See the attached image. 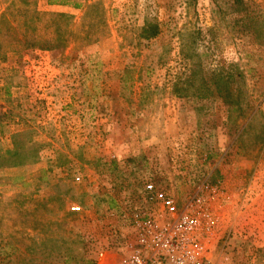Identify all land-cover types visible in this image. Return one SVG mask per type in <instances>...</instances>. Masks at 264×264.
<instances>
[{
  "label": "rangeland",
  "instance_id": "374dc122",
  "mask_svg": "<svg viewBox=\"0 0 264 264\" xmlns=\"http://www.w3.org/2000/svg\"><path fill=\"white\" fill-rule=\"evenodd\" d=\"M100 1L106 27L41 1L73 17L55 26L73 32L69 47L17 53L8 23L22 5L0 3V154L16 132L38 145L34 164L0 169V264H114L149 184L180 204L218 186L213 264H264V0ZM153 18L160 36L140 42ZM52 26L43 17L38 33L54 38ZM182 49L208 74L239 63L250 116L232 121L221 100L174 96Z\"/></svg>",
  "mask_w": 264,
  "mask_h": 264
},
{
  "label": "trees",
  "instance_id": "16d2710c",
  "mask_svg": "<svg viewBox=\"0 0 264 264\" xmlns=\"http://www.w3.org/2000/svg\"><path fill=\"white\" fill-rule=\"evenodd\" d=\"M43 1L44 6L50 7L55 5L70 6L76 10L84 9L83 20H87L89 16L96 13V18L103 27L108 26L106 19V10L103 2L100 0H92L90 5H83L77 0H0L2 5L6 6V10H10L22 5L20 12L22 16L17 18L18 20H10L8 23V30L11 35L19 36L21 38H15L12 43L17 47L11 46L10 49L27 50L38 49L41 51H66L69 47V39L67 35L73 33L68 32V28H55L56 20L58 18H73L69 14H58L41 11L39 8L40 2ZM238 5H242V0H235ZM8 14V13H7ZM6 14V15H7ZM43 17L49 18V21L54 25L55 30L54 38L41 35L38 33L37 25L41 24ZM14 19L15 16H13ZM13 19V20H14ZM45 22V21H44ZM160 22L153 18L146 20L144 24L138 30V40L152 41L161 34ZM86 35L88 41H92L89 36ZM191 50L196 51L192 48ZM183 59L186 64V72L182 78L173 84L172 94L177 98L191 102L197 100L198 102L208 103L203 107L210 106V102L221 100L223 105L228 109L230 113L229 118H233L232 121L239 120L246 116H250L248 113L250 107V97L248 92L247 75L240 67L239 63L232 62L227 67L223 66L217 71L212 73H206L203 65L197 62L196 52H189L186 56L185 50H181ZM202 107V109H203ZM237 112V113H236ZM237 114L233 117V115ZM13 149L0 154V169L1 168H17L19 166L34 164L38 156L37 147L29 141H25L24 135L21 132H16L12 135ZM111 166H116V162L110 163ZM115 198L111 197L110 209L113 207Z\"/></svg>",
  "mask_w": 264,
  "mask_h": 264
},
{
  "label": "built area",
  "instance_id": "2783aa9c",
  "mask_svg": "<svg viewBox=\"0 0 264 264\" xmlns=\"http://www.w3.org/2000/svg\"><path fill=\"white\" fill-rule=\"evenodd\" d=\"M218 191V186L204 184L180 204L155 185H147L146 208L136 216L132 244L114 264H213L211 251L220 218L212 206Z\"/></svg>",
  "mask_w": 264,
  "mask_h": 264
},
{
  "label": "crops",
  "instance_id": "0c3cea01",
  "mask_svg": "<svg viewBox=\"0 0 264 264\" xmlns=\"http://www.w3.org/2000/svg\"><path fill=\"white\" fill-rule=\"evenodd\" d=\"M59 7L62 8V11H64V10L67 11V8H68V7H65V6H64V7H63V6H58V8H59ZM49 8L53 9V8H55V6H50ZM72 9H74V8L72 7ZM74 10H75V9H74ZM68 11H71V8H68Z\"/></svg>",
  "mask_w": 264,
  "mask_h": 264
}]
</instances>
